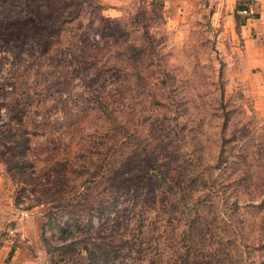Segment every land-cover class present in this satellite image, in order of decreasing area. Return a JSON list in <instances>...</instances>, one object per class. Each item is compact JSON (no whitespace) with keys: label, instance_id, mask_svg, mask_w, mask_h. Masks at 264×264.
I'll use <instances>...</instances> for the list:
<instances>
[{"label":"rangeland","instance_id":"rangeland-1","mask_svg":"<svg viewBox=\"0 0 264 264\" xmlns=\"http://www.w3.org/2000/svg\"><path fill=\"white\" fill-rule=\"evenodd\" d=\"M242 7L0 0V264H54L86 198L121 219L126 187L155 182L198 199L219 263L264 264V68Z\"/></svg>","mask_w":264,"mask_h":264},{"label":"trees","instance_id":"trees-1","mask_svg":"<svg viewBox=\"0 0 264 264\" xmlns=\"http://www.w3.org/2000/svg\"><path fill=\"white\" fill-rule=\"evenodd\" d=\"M170 185L155 182L149 186L154 196L142 195L146 186L142 190L140 186L126 187L137 197L124 198L121 219L113 214L119 201L86 198L88 208L96 209V214L86 217L84 209H78L71 224L58 225L74 238L55 244L51 251L54 264H221L218 260H231L230 248L224 254L213 236V220L206 219L199 207L192 212L198 199L192 200L182 189L172 191ZM163 188L165 193L159 198ZM226 203L236 209V199Z\"/></svg>","mask_w":264,"mask_h":264},{"label":"crops","instance_id":"crops-1","mask_svg":"<svg viewBox=\"0 0 264 264\" xmlns=\"http://www.w3.org/2000/svg\"><path fill=\"white\" fill-rule=\"evenodd\" d=\"M241 1V2H240ZM244 5L238 8V12L243 9L249 10L248 14H241L240 37L245 42V55L247 65L251 67L264 68V0H236Z\"/></svg>","mask_w":264,"mask_h":264},{"label":"built area","instance_id":"built-area-1","mask_svg":"<svg viewBox=\"0 0 264 264\" xmlns=\"http://www.w3.org/2000/svg\"><path fill=\"white\" fill-rule=\"evenodd\" d=\"M242 12L245 13V14H248L249 10L247 8H245V9L242 10Z\"/></svg>","mask_w":264,"mask_h":264}]
</instances>
